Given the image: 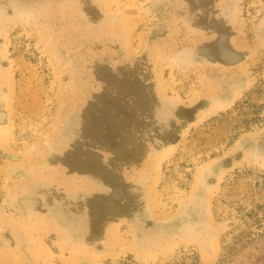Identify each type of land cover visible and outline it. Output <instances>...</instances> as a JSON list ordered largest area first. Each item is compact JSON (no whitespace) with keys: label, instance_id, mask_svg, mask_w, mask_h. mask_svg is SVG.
Returning <instances> with one entry per match:
<instances>
[{"label":"rangeland","instance_id":"obj_1","mask_svg":"<svg viewBox=\"0 0 264 264\" xmlns=\"http://www.w3.org/2000/svg\"><path fill=\"white\" fill-rule=\"evenodd\" d=\"M0 264H264V0H0Z\"/></svg>","mask_w":264,"mask_h":264}]
</instances>
